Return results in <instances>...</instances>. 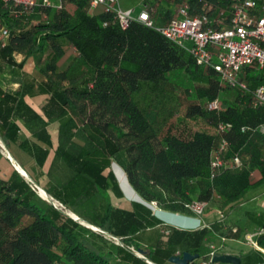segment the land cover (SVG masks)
<instances>
[{
    "label": "trees",
    "instance_id": "16d2710c",
    "mask_svg": "<svg viewBox=\"0 0 264 264\" xmlns=\"http://www.w3.org/2000/svg\"><path fill=\"white\" fill-rule=\"evenodd\" d=\"M150 1L154 26L133 19L122 29L111 13L101 6L91 8L89 0H62L59 9L39 8L16 16L0 0V26L8 30L4 44L0 42V68L21 67L32 55L43 63L40 80L23 73L13 94L0 89V105L7 100L14 103L7 110L0 106V134L4 140H17L18 127L8 120L12 110L33 138H24L18 145L35 163L37 176L29 174L34 183L80 220L120 241L113 250H104L87 234L79 235V221L38 196L31 183L13 169L7 178L0 176V264H166L170 256L183 252L197 254L190 262L197 264L207 258L208 234L241 236L239 225L222 218L196 228L164 223L152 211L149 202L154 198L139 193L145 181L136 178L129 167L122 169L131 186L128 190L141 199L127 200L129 208H123L110 198L109 191L116 198H125L115 174L119 168L112 164L119 165L114 156L123 151L132 155L134 147L140 149L156 138L155 164L172 189V201L164 208L171 211L190 215L184 204L194 200L219 211L234 208L246 192L264 184V135L252 144L256 128L264 124V106L253 105L250 91L222 84L216 72L197 65L192 55L164 37L155 28L160 24L154 14L157 11L170 18L175 9L162 12L155 6L159 0ZM182 1L175 0L177 6ZM233 1L187 0L191 14L223 17L224 23ZM259 3L264 7V0ZM66 47H72L75 55L64 70H58L69 55ZM16 53L22 55L20 61H16ZM239 77L250 90L264 82V72L252 66ZM224 88L236 89L232 99L218 98ZM26 94H48L43 114L24 101ZM202 95L208 102L216 99L217 108H205ZM183 105L185 118L201 117L214 126V133L202 129L174 134L171 125L162 133ZM118 116L123 121L120 126L114 119ZM50 123L57 124L58 144L50 167L55 176L42 170L52 146ZM219 124L230 126L219 131ZM130 137L134 140L129 141ZM222 139L227 141L221 154L223 164L211 175V156ZM242 149L249 153L246 160ZM235 155L242 166L232 163ZM137 160L132 157L133 164ZM253 169L259 178L249 182ZM245 214L259 229L254 241L264 249V232H260L264 213ZM137 248L145 251L143 258L135 254ZM241 264H264V254L251 251L241 256Z\"/></svg>",
    "mask_w": 264,
    "mask_h": 264
},
{
    "label": "built area",
    "instance_id": "2783aa9c",
    "mask_svg": "<svg viewBox=\"0 0 264 264\" xmlns=\"http://www.w3.org/2000/svg\"><path fill=\"white\" fill-rule=\"evenodd\" d=\"M9 4L12 13L16 15L31 14L39 8L59 9L62 0H2ZM91 8L101 6L104 12L112 14V20L122 29L127 28L133 19L143 22L148 26H154L150 16L152 6L143 1L138 12L134 8H123L118 0H89ZM206 6V3L203 4ZM106 25L107 22H103ZM217 24V25H215ZM164 37L174 42L179 48L185 50L195 60L197 65L211 68L218 75L221 82L230 86L250 91L253 105L264 106V82L253 89H249L247 83L240 79V73L246 67H254L264 72V7L259 0H235L231 4L228 22L223 18L213 19L206 13L191 14L187 0H183L175 9L174 14L165 25L155 27ZM8 36L6 28L0 29V42L4 44ZM217 100L208 103L211 109L217 108ZM229 124H219L218 130L227 129ZM247 127H243L244 130ZM264 132V124L256 130ZM227 141L222 139L218 149L211 156V175L223 164L221 157ZM235 166H242V160L238 155L232 158ZM33 187V185L31 184ZM152 203V202H151ZM155 204V203H152ZM206 202L190 201L184 204L189 214L200 215L205 209ZM206 223H201L199 227ZM251 241V237H248ZM224 238H221L223 241ZM255 245V242H252ZM218 251L210 244L207 258L197 264H226L214 262L212 257Z\"/></svg>",
    "mask_w": 264,
    "mask_h": 264
},
{
    "label": "crops",
    "instance_id": "0c3cea01",
    "mask_svg": "<svg viewBox=\"0 0 264 264\" xmlns=\"http://www.w3.org/2000/svg\"><path fill=\"white\" fill-rule=\"evenodd\" d=\"M140 3L143 1H147L151 4L150 0H138ZM137 2V1H136ZM177 5L178 3L175 2V0H159V2H156V8L158 10L160 9L162 12L165 9H170V5ZM119 4V2H118ZM120 5V4H119ZM132 5L127 4L126 6H123V8H130ZM173 9V8H172ZM174 14V12H173ZM198 13H196L197 15ZM215 19L221 18V17H213ZM223 18V17H222ZM168 17L164 16L162 14H159L157 11L154 14V20L157 24L165 25L168 22ZM4 25L1 24L0 29L3 28ZM66 55H69L59 64L58 70H64L67 65L71 62L75 55V51L72 47L65 48ZM14 57L16 61H20L22 58V55L20 53L14 54ZM43 63L36 61V56L32 55L29 58L25 60L23 65L21 67L17 66H7L3 65L0 68V89L4 92H9L13 94L20 86V82L22 80V74L26 73L29 75H35L37 80L41 79V74L39 72V67H41ZM48 94H35V95H24V101L29 104L33 109H35L40 114H43L42 108L47 103L48 100ZM3 98V95L0 94V100ZM14 105L12 100H7L5 104L0 105L2 108L4 107L5 110L8 108H11ZM9 122H13L18 127V135L16 141L11 140H4L0 134V176L2 178H7L13 169H15V166H19L21 170L25 172L27 176L30 177V180H32L31 176H37L36 173V167L33 159L25 152L23 151L19 145L18 142L24 138L26 139H33L31 136L30 131L28 128L24 125L23 120L17 116H14L12 114V110H10L9 116H8ZM48 130L51 137L52 146L49 150V154L42 166V170L46 173L47 171L50 172V176H55V170L51 169V162L53 159V152L55 147L58 144V136H57V124L56 123H50L48 125ZM3 145H2V144ZM242 159L246 160L248 158L247 154L242 155ZM16 170V169H15ZM120 171V170H119ZM30 174V175H29ZM120 176V173H119ZM24 178V176H22ZM259 178V173L256 169H253L248 177L249 182H253L256 179ZM26 179V178H25ZM27 180V179H26ZM28 181V180H27ZM34 182V181H33ZM128 186V184H127ZM128 195L131 197L133 196L130 192H128ZM122 199V198H121ZM126 203L129 204L127 201L128 199L123 198ZM249 201L255 202L256 204L252 205L251 208H245V204H247ZM113 203L118 206L114 201ZM234 208H225L223 211H219L220 215L219 218L224 219V221L232 222L236 225H239L242 228L241 236L239 238H224L222 241V244H226V241L231 239L234 240V243L231 246H228V250L225 251V253H231L235 254L240 257V263H241V256L245 255L251 251L258 250L261 254H264V249H261L255 245L252 242H255V236L257 233H259V229L256 227V225L248 219L245 212L249 211L254 215H259L260 213H264V184L258 185L252 189H250L248 192L244 194V196L241 198V200L237 201V206H233ZM129 208V207H127ZM163 210H169L167 208L161 207ZM215 209V208H212ZM171 211V210H169ZM166 218L170 220V216H178L181 217L182 220H179V224H182V227L185 226L188 227H194L197 224L201 223H208L210 221H206V218L203 214L201 215H193L190 214L189 216H183V215H177V214H165ZM208 215H210L208 213ZM260 232H264V230H260ZM248 236H245V235ZM245 236V237H244ZM251 237V241H246L245 248H241L238 243H240L239 240L245 241L244 239L246 237ZM221 239V238H220ZM249 239V238H248ZM206 245V242H205ZM219 253V252H218ZM166 264H173L171 262H167ZM191 264V263H188Z\"/></svg>",
    "mask_w": 264,
    "mask_h": 264
},
{
    "label": "rangeland",
    "instance_id": "374dc122",
    "mask_svg": "<svg viewBox=\"0 0 264 264\" xmlns=\"http://www.w3.org/2000/svg\"><path fill=\"white\" fill-rule=\"evenodd\" d=\"M137 1V2H136ZM119 4L121 7L126 6L127 4H131L134 8V13L138 12L140 9V1L138 0H118ZM130 7V8H131ZM170 8L176 9L177 5H170L168 6ZM69 10H72V6L68 7ZM175 11V10H174ZM187 75L184 73L183 77H186ZM183 83L186 82V79H184L183 81H181ZM222 84H224L222 82ZM234 94H236V89L233 88H224V89H220V92L218 94V98H227V99H232L234 97ZM200 101L201 103L205 106V108H209L208 107V100L205 96H201L200 97ZM185 109V106H180L178 107V109L176 110V113L166 122L165 126L163 127V129L161 130V132L163 133L166 129V126L171 125L172 127V133L177 134V133H182L183 135H187V133H190L191 131H195V130H208L211 133H214V126L211 125V123H209L208 121H205L204 119H202L201 117H194V118H185V116L183 115V111ZM120 116H118V118H114V119H118L117 123L118 125H122V119L119 118ZM259 127V126H258ZM180 131V132H179ZM162 133H160L159 135H161ZM260 135H264V132H262L260 129H258L255 133H254V137L252 139V144L256 145L258 140L260 139ZM129 141H133L134 139L132 137L129 138ZM159 138L156 139H149L146 142H144V144L142 145V148L139 149V147H134V150L132 151V155L128 154L126 151H123L117 155L114 156V160L119 162V166L122 169H127L129 167L130 170H132L136 176V178H139L143 181H145V185H144V189L142 191V193L139 191L140 195L144 198V195L146 196H152L154 199L150 200L152 203H155L157 206L159 207H164L167 206L171 203L172 201V189H171V185L169 183V180L167 178V176L161 175V172L159 171L158 165L155 164V161H157V151H158V140ZM241 151H243V154H248L249 153L247 151H245L244 149H242ZM133 156H137L138 160L135 164H133L132 162V157ZM115 164H113L114 166ZM229 170L228 166H226L224 168V172L227 173ZM120 173V176L119 174ZM115 174L117 175V180L120 183V187L125 195V198L128 200H131V197L128 198V187H127V183L125 180V177L123 175L122 171H117L115 172ZM162 177V178H159ZM145 179V180H144ZM149 180H152V182H149ZM33 186H34V182L31 180H28ZM143 185V184H142ZM146 186V187H145ZM110 198L112 201H114L116 204H118V206L123 207V208H127L129 207V204L125 202V200L123 199H119L116 198L110 191ZM256 204L255 202L252 203V201H249L247 204H245V208H251L252 205ZM61 210L67 212L66 210L62 209L61 207H58ZM208 213L210 215H208ZM202 214L205 216L206 221H210L213 220L215 218H219V211L217 209H212V208H205L202 212ZM201 215V214H200ZM179 220H182L181 217L178 216H170V220H168L169 223L175 225L176 227L179 228H185V226L182 227V224H179ZM81 230H79V235L81 236H85V234L88 235V237L90 239H95V243L97 245H99V247H102L104 250H113L114 249V245L115 244H119L120 241L117 238L112 237L111 235L107 234V233H103L101 231H99L98 229H94L92 227H89L87 225L81 224ZM92 233H96L97 235H100V237H94ZM245 236H248L247 234ZM244 236V237H245ZM245 241L242 242V240H239L240 243H238V245L241 248H245V243L246 241H250V239H248V237H246L244 239ZM206 248L208 249V246L210 244H212L213 246H215V248L217 249V251L219 253H225L226 250H228L227 245L231 246L234 243V240H227L226 244H222V241L219 237L208 234V236L206 237ZM115 243V244H114ZM57 264H68L65 261H61V262H57Z\"/></svg>",
    "mask_w": 264,
    "mask_h": 264
},
{
    "label": "water",
    "instance_id": "95a60500",
    "mask_svg": "<svg viewBox=\"0 0 264 264\" xmlns=\"http://www.w3.org/2000/svg\"><path fill=\"white\" fill-rule=\"evenodd\" d=\"M16 171L21 175L24 176L23 174H25V172L22 170H19L17 166H15ZM26 175V174H25ZM27 176V175H26ZM26 178V177H24ZM27 180H30V177L27 176ZM38 185L34 183L33 189L35 190V192L37 193L38 196H40L41 198L44 199V197H42L40 195V193H38L37 188ZM66 214H68V216H70L72 219L74 220H78L79 223H81V221L79 220V218L76 216L73 217L70 213L66 212ZM83 224V223H81ZM98 230H100L99 228H97ZM119 240V239H118ZM144 253L145 251L141 248H137L135 254L141 258L144 257ZM197 257V254H192L189 252H183L181 255H172L169 257L168 261L173 263V264H188L190 263L193 259H195ZM212 261L214 262H223L226 264H241L240 263V257L235 255V254H231V253H217L212 257ZM148 263L153 264L152 262L148 261Z\"/></svg>",
    "mask_w": 264,
    "mask_h": 264
},
{
    "label": "clouds",
    "instance_id": "9594fccd",
    "mask_svg": "<svg viewBox=\"0 0 264 264\" xmlns=\"http://www.w3.org/2000/svg\"><path fill=\"white\" fill-rule=\"evenodd\" d=\"M112 164H115V165H117V167L119 168V170L120 171H122L123 172V170H122V168L118 165V164H116V163H112ZM125 180H126V183L128 184V186L129 187H131L130 186V184H129V182H128V180L126 179V177H125ZM132 189V188H131ZM133 190V189H132ZM134 191V190H133ZM130 196H128V198H129ZM141 198H139V196L138 195H136V192H135V194L133 195V196H131V200H140ZM150 203V205H151V207H152V211H153V213H154V215H156L159 219H161L164 223H168V224H171V223H169L168 222V219L166 218V215L165 214H177V215H183V214H180L179 212H176V211H169V210H163L161 207H159V206H157L156 204H152L151 202H149ZM183 216H189V215H183ZM173 225V224H172ZM200 226V224H197V225H195L194 227H189V228H196V227H199ZM186 228V227H185ZM188 228V227H187Z\"/></svg>",
    "mask_w": 264,
    "mask_h": 264
},
{
    "label": "bare ground",
    "instance_id": "6f19581e",
    "mask_svg": "<svg viewBox=\"0 0 264 264\" xmlns=\"http://www.w3.org/2000/svg\"><path fill=\"white\" fill-rule=\"evenodd\" d=\"M2 144V143H1ZM3 145V144H2ZM18 167V169L19 170H21V168L19 167V166H17ZM22 171V170H21ZM24 175V177H26V179H27V176L25 175V174H23ZM37 189V191H38V193H40V195L42 196V197H44V199L46 200V201H48V202H50V203H53L55 206H57V207H61L62 209H64V210H66L67 208L66 207H64V206H62L61 205V203H59L57 200H55L54 198H52L51 196H49L46 192H44L39 186L36 188ZM68 213H70L73 217H75L76 218V215L74 214V213H72V212H70L68 209L66 210ZM80 220V219H79ZM81 221V223H83L84 225H87V226H89V227H92V228H94V229H97L95 226H92L91 224H89V223H87V222H85V221H83V220H80ZM136 252V251H135Z\"/></svg>",
    "mask_w": 264,
    "mask_h": 264
}]
</instances>
